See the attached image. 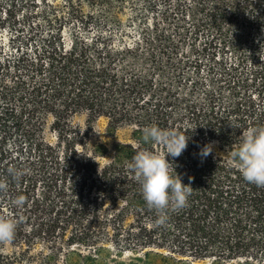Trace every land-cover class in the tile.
I'll list each match as a JSON object with an SVG mask.
<instances>
[{
  "label": "trees",
  "instance_id": "obj_1",
  "mask_svg": "<svg viewBox=\"0 0 264 264\" xmlns=\"http://www.w3.org/2000/svg\"><path fill=\"white\" fill-rule=\"evenodd\" d=\"M101 117L131 141L92 139ZM149 125L189 137L173 165L193 190L162 224L127 167L164 151ZM249 126L264 0H0V216L16 224L0 264H264V187L226 157Z\"/></svg>",
  "mask_w": 264,
  "mask_h": 264
},
{
  "label": "clouds",
  "instance_id": "obj_2",
  "mask_svg": "<svg viewBox=\"0 0 264 264\" xmlns=\"http://www.w3.org/2000/svg\"><path fill=\"white\" fill-rule=\"evenodd\" d=\"M232 125V124H231ZM238 127L237 125H233ZM241 141L235 150L230 149L228 163L235 166L243 179L249 184L264 187V126H249L241 132ZM189 137L178 130L165 129L157 125L145 126L142 129V140L145 144L162 145L163 152H153L142 148L135 152L127 165L139 182L144 202L155 210L157 223H164L167 210L182 209L186 206L193 188L182 182L175 171L173 159L179 157L186 149ZM213 145L208 144L202 150L204 157L212 154ZM171 158V159H170ZM15 169H9L10 176L18 175ZM6 185L0 183V192ZM25 197L17 195L11 200L12 206L23 207ZM16 224L6 216H0V243L14 240Z\"/></svg>",
  "mask_w": 264,
  "mask_h": 264
},
{
  "label": "rangeland",
  "instance_id": "obj_3",
  "mask_svg": "<svg viewBox=\"0 0 264 264\" xmlns=\"http://www.w3.org/2000/svg\"><path fill=\"white\" fill-rule=\"evenodd\" d=\"M87 116L85 114L77 115L74 118V123L82 126L83 129H86ZM108 119L105 117H101L94 124L93 129L90 131V137L94 140H99L106 144L110 149H112L113 145L117 142H127L131 141V128L120 129L116 134L111 135L107 131ZM48 137L54 141L55 136L52 133H48ZM111 159V154L108 153L106 156L100 158V162L104 163ZM157 264V263H153ZM207 264V263H206Z\"/></svg>",
  "mask_w": 264,
  "mask_h": 264
}]
</instances>
